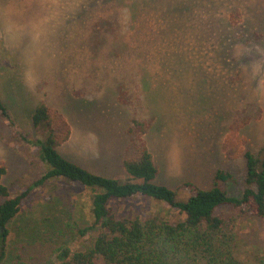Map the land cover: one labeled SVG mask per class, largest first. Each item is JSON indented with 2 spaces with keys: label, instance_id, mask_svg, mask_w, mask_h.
<instances>
[{
  "label": "rangeland",
  "instance_id": "374dc122",
  "mask_svg": "<svg viewBox=\"0 0 264 264\" xmlns=\"http://www.w3.org/2000/svg\"><path fill=\"white\" fill-rule=\"evenodd\" d=\"M0 99L14 122L0 114L11 198L47 169L30 145L44 138L33 124L42 104L71 126L62 155L96 174L125 179L129 129L151 122L144 140L158 184L210 188L222 169L236 179L223 188L241 196L244 153L264 146V0H0ZM92 196L63 179L34 188L2 264H58L61 247L91 248L96 232L80 231L93 223ZM114 201L121 216L183 220L145 196ZM246 212L219 215L239 261L264 264V221Z\"/></svg>",
  "mask_w": 264,
  "mask_h": 264
},
{
  "label": "trees",
  "instance_id": "16d2710c",
  "mask_svg": "<svg viewBox=\"0 0 264 264\" xmlns=\"http://www.w3.org/2000/svg\"><path fill=\"white\" fill-rule=\"evenodd\" d=\"M0 114L14 125L1 99ZM33 124L44 131V138L30 145L47 169L33 185L11 198L9 187L1 182L7 168L0 167V199H3L0 200V264L6 258L8 227L31 192L61 179L92 191L93 223L80 232L91 230L96 236L93 246L84 251L61 247L58 264H244L236 257L234 237L219 213L247 211L264 221V146L258 153H244L246 188L241 196H230L223 184H236V179L231 172L222 169L215 173L210 188H201L193 182H185L176 190L158 184L160 169L144 140L151 122L134 121L135 125L129 129L135 154L124 160L125 179L96 174L62 155L59 148L70 139L72 129L60 112L42 104L33 115ZM21 137L26 138L24 134ZM180 190L188 192L189 197L179 198ZM138 196L166 203L178 210L183 220L171 223L158 216L146 220L136 214L121 216L113 206L114 200Z\"/></svg>",
  "mask_w": 264,
  "mask_h": 264
}]
</instances>
